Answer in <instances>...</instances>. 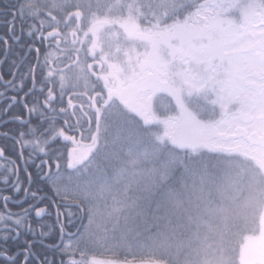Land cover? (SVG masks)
I'll return each mask as SVG.
<instances>
[{"label": "snow or ice", "instance_id": "6c2138e0", "mask_svg": "<svg viewBox=\"0 0 264 264\" xmlns=\"http://www.w3.org/2000/svg\"><path fill=\"white\" fill-rule=\"evenodd\" d=\"M3 15L6 50L27 42L10 79L0 74L4 111L24 109L12 137L23 164L0 149V264H57L37 243L58 264H101L88 258L99 246L129 249L103 264H243L247 244L237 262L231 229L264 225V0H11ZM62 44L81 90L49 66ZM21 166L39 170L49 204ZM240 188L242 204L230 194ZM52 206L55 246L43 223ZM251 238L264 242V230Z\"/></svg>", "mask_w": 264, "mask_h": 264}, {"label": "flooded vegetation", "instance_id": "af4514ba", "mask_svg": "<svg viewBox=\"0 0 264 264\" xmlns=\"http://www.w3.org/2000/svg\"><path fill=\"white\" fill-rule=\"evenodd\" d=\"M11 0H0V74L3 75L5 80L10 79L8 72L11 67V62L14 60L19 59L20 56V49L22 46L27 42L26 39L21 41V44L17 46L11 39L8 40V45L11 48V51H7L5 44H4V37L9 35L8 28L6 27L4 21L5 16L3 15L4 10L7 8V6L10 4ZM19 22H17V28H19ZM64 44L61 45V48L63 51H67L65 47H63ZM72 46V45H71ZM44 48H48V45L45 44ZM56 48L55 45H52L51 51H54ZM43 52V49H42ZM54 53V52H53ZM35 57V53H32L30 56H28V60L31 61ZM77 58L76 53L70 57V61L68 64L65 63V66L59 67L56 63L59 59H61V56L56 55L52 56L50 60V67L54 69H61L67 74V83L66 85H71L68 88H71L73 85L77 87V90H81L84 88V83L81 81V87L78 86V82L75 79L76 74L72 73V71H66L70 67L75 68V59ZM65 60H68V57L65 58ZM92 62V61H91ZM90 62V63H91ZM40 72L37 70L36 72V78L37 80L40 79ZM0 94H11L9 90H5L2 85H0ZM169 101V100H167ZM6 99L0 97V149H3L5 157H11L15 160V163L17 165H22L23 161L21 160L20 156L18 155L17 148L18 145L14 142V139L12 137H15L16 132L21 127L18 122H15L13 120V117L18 114H23L24 109L22 105L15 106L11 112H5L4 107L6 104ZM33 123H37L35 119H33ZM59 124V122H57ZM5 133H8L9 135H5ZM56 148L60 150V152L65 151V144L64 142H61L57 145H55ZM70 150V145L68 146ZM5 166L11 168L12 165L7 162V160L3 161ZM63 165V161H62ZM25 171L31 172V190L35 191L37 189L41 190L42 193H46L49 197V200H45L44 204H49L50 199L52 198V193L48 188V185L45 183V181L41 178V174L39 170L35 166H29L25 170L24 167H20L19 170V178L22 181L24 187H28L29 184V178L25 174ZM21 199H23V195H21ZM13 212H18L19 208L15 205H9L8 206ZM24 207H27V204H24ZM49 211L51 212V215L48 216L43 223L49 226V228L52 229L50 239L46 241L48 245L55 246L59 245L61 243V237L58 229H56V214H55V207L52 206L49 208ZM32 223L35 225L37 223V220L35 217L32 218ZM74 231V229H72ZM262 230H264V225L261 224L260 219L258 218V222L254 228L252 237L258 238L261 235ZM31 239V237H29ZM66 239V238H65ZM253 240V239H252ZM15 247V246H14ZM36 254L43 257L44 255H47L49 258L51 256H54V259L58 262L62 259L59 252L55 251V247H45L41 243H37L33 245ZM66 263V262H65ZM245 264V263H244ZM247 264H264V242H258L257 243V255L251 257L249 262Z\"/></svg>", "mask_w": 264, "mask_h": 264}, {"label": "trees", "instance_id": "16d2710c", "mask_svg": "<svg viewBox=\"0 0 264 264\" xmlns=\"http://www.w3.org/2000/svg\"><path fill=\"white\" fill-rule=\"evenodd\" d=\"M63 47H65L66 49H68L67 51H59L56 48L54 49V56L59 55L61 56V59H59L57 61V65L59 67L65 66V63H71L70 61V57H72L75 52L72 51V46L70 44L68 45H64ZM77 55V54H76ZM68 57V60H65V58ZM81 61L84 60V52L83 50H81V52L79 53V57H78ZM91 57H88V62L90 63ZM67 72L69 71L66 70ZM70 72V71H69ZM72 73H75L74 71H72ZM76 74V73H75ZM71 85H66V87H70ZM78 86L81 87V81L78 82ZM57 122L60 123V121L58 120ZM20 129V128H19ZM79 139V137H78ZM83 142H89L87 139H85ZM82 142V143H83ZM210 170H211V166H210ZM232 196H234L236 198V202L242 204L245 200V198L247 197L248 193L246 190H244L243 188H240L236 191H233L230 193ZM258 216L255 219H249L247 221H244L243 219H241L240 221H237V224L239 225L238 228L234 227L231 229L230 231V239L232 241V247L236 250L234 255H236L237 259H238V253H239V249L241 246V242L242 239L245 238V236L249 235L250 233H252L254 231V228L258 222ZM109 237H113L115 236V239H109L108 243L112 244V243H121L123 245V241L120 239V234L119 232H116L115 234H113L111 231H109L108 233ZM128 244L132 245L133 249L135 248V240L132 238H129V240L127 241ZM129 250V249H125L124 247L121 248V255L120 256H111L108 252L105 251L103 246H99V247H93L90 254H89V259L92 258H97V259H101V260H118V259H122L123 258V252ZM77 257H79V255H77ZM49 259H54V256H51V258ZM139 259V257H138ZM65 264H67V261L65 260ZM145 262H147V258H145ZM238 262V261H237ZM133 263H136L135 261Z\"/></svg>", "mask_w": 264, "mask_h": 264}, {"label": "rangeland", "instance_id": "374dc122", "mask_svg": "<svg viewBox=\"0 0 264 264\" xmlns=\"http://www.w3.org/2000/svg\"><path fill=\"white\" fill-rule=\"evenodd\" d=\"M71 45V44H70ZM168 98L165 97V96H161L158 101H157V109L159 112H163L166 110V107L167 105L169 104V101H167ZM88 143L90 142H83L82 143V146H86ZM256 221V219H255ZM252 233H250L249 235L245 236V238L242 239V242H241V246H240V249H239V252L243 249L244 245L247 244V246L245 247V249L243 250L242 254H241V260L243 262V264H247L249 262V260L251 259V257L253 256H256L257 255V241L255 240H252ZM249 237V239H247ZM238 256H239V253H238ZM77 259H79L80 257H77ZM92 259H95V260H98L101 262V264H103L104 261H107V260H101V259H97V258H92ZM92 259H89V260H92ZM238 261V259H237ZM133 264H136V263H133ZM145 264H147V262H145Z\"/></svg>", "mask_w": 264, "mask_h": 264}]
</instances>
